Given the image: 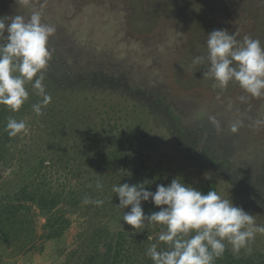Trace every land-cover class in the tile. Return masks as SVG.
<instances>
[{
    "label": "rangeland",
    "instance_id": "374dc122",
    "mask_svg": "<svg viewBox=\"0 0 264 264\" xmlns=\"http://www.w3.org/2000/svg\"><path fill=\"white\" fill-rule=\"evenodd\" d=\"M0 2L2 7L9 8L8 14L4 12L9 17L22 15L27 19L33 10L41 11L42 22L56 28L49 40V47L54 50L52 56L62 54L73 59L68 71L59 70L65 77L62 83L56 84L52 78L49 82L46 73L51 71L48 67L44 70L46 92L54 96L42 109V115L37 116L32 109L42 98L35 94L31 83L25 85L29 98L19 111L0 105V109L8 111V118L25 121L28 129L26 134L8 136L6 146L20 151L21 155L15 152L18 161L0 166V180L14 178L26 154L31 155L32 160L43 158L45 163L46 152L53 155L62 148L68 150L72 144L70 154L76 152L72 157L76 173H91L93 168L86 166L82 155L88 141L87 128L96 126L98 130L99 125L106 128L115 125L113 134L135 127L138 131L134 136L121 137L136 140L134 150L128 152L129 157L120 165L123 179L117 185L149 180L151 183L145 187L154 192L157 184L167 186L173 178L179 177L202 194L216 191L252 214L257 225H264L261 212L251 211L238 201L233 191L238 178L232 169L246 167L247 163H252L251 159L264 160V124H256L257 120H264V97H252L237 82H230L225 89L213 87L214 80L203 76L207 62L193 64L195 57H207L206 41L213 30L237 33L236 38L241 42L247 35L259 39L264 46V0H32L30 7L16 0ZM95 70L98 73L90 77L96 80H92L89 75ZM106 74L120 79L124 85L107 84ZM73 78L74 82L69 81ZM48 86L56 92L48 91ZM160 100L167 105H160ZM114 102L119 104L116 106ZM157 114L162 118L158 122ZM171 114L183 118L188 126H195L194 123L207 114L216 116L221 130L217 131L212 123L213 128H210L216 130V134L225 132L223 140H229L228 147L221 136L215 137L220 138L218 146L226 148L234 166L228 162L215 167L197 163L194 152L186 151L185 143L172 132L171 127L176 126L172 119V126L168 125L171 122L166 118ZM237 121L241 123L233 133L231 126ZM143 124L147 126L140 130ZM58 128L53 139L51 132ZM80 130H84V134ZM146 132L148 135H143ZM113 174L119 172L116 170ZM210 184L214 185L213 189ZM113 185L111 194H115ZM110 195L93 196L92 200H107V205L115 206L112 212L117 214L107 215L102 210L92 217L89 215L94 212L93 206L90 210L86 206L72 209L68 213L71 224L59 239L42 242V246L14 257L2 254L0 264L60 262L62 254L76 245L83 223L96 225L105 221L111 227L133 232L132 226L122 219L130 206L118 208V194L116 198ZM151 204V201L142 202L148 207ZM161 207L166 206H155L156 211ZM37 220L40 229L44 218L39 216ZM154 226L137 233L148 232ZM248 247L252 251H264V234L257 233Z\"/></svg>",
    "mask_w": 264,
    "mask_h": 264
},
{
    "label": "trees",
    "instance_id": "16d2710c",
    "mask_svg": "<svg viewBox=\"0 0 264 264\" xmlns=\"http://www.w3.org/2000/svg\"><path fill=\"white\" fill-rule=\"evenodd\" d=\"M8 9L2 7L0 2V17H5L4 12L8 14ZM58 57L52 56L48 64V71L51 72L46 73L48 81L52 78L57 81L56 84L62 83L61 81L65 79L59 70L68 71L73 62V59L68 56L59 54ZM97 71L90 74L89 78L96 80L93 77L98 73ZM105 77H107V84L124 85L120 79L111 75L106 74ZM69 81L74 82L75 79H69ZM48 88V91L56 92V89L49 86ZM48 95L54 96L53 93ZM158 103L167 105L162 100ZM114 104L117 106L119 102H114ZM170 109L172 108L169 107V111ZM7 112L6 108L0 109L1 167L12 163L13 160L18 161L21 155L20 151L9 149L6 146L9 136L5 131L6 122L9 119ZM178 117L177 114H171L166 120L171 122L169 126H172V120L174 121L176 126L171 127L172 132L177 133L179 140L185 143L186 151L190 154V151L194 152L193 156L197 163L215 167L219 164L226 165L228 162L234 166L226 148L218 146L220 138L215 137L219 135L223 140L225 132L216 134L217 131L212 129L208 114L195 122V126H188L183 118ZM155 119L158 122L162 118L157 114ZM146 124H143L140 130L144 129ZM113 127L115 125L109 128L99 125L98 130L96 126L87 128L89 130V135L86 136L88 141H86V151L82 152V155L85 156L83 161L86 162V166L93 168L91 173H76L72 159L76 152L74 151L73 155L70 154V150L73 151L72 144L69 145L68 150L62 148L55 151L56 154L53 155L46 152L45 163L43 158L32 160L31 155L26 154V159L19 162L18 173H14V178L0 180L2 181L0 182V256L3 254L8 258L14 257L42 246V242H53L59 239L71 224L69 211L80 206H86L89 210L93 206L94 212L91 211L89 215L92 217L102 210L107 215L116 213L112 212L115 206L107 205V200H103L102 206L83 203L86 196L91 200L93 196L98 195L105 198L106 194H111V184L117 185L123 179V174L119 171L120 165L129 157L128 152L134 150L136 139L122 140L121 137L134 136L138 130L134 127L112 134L115 130ZM58 130L59 128L54 133L51 132L53 139L58 134ZM80 132L84 134V130ZM105 132L106 135H104ZM143 135H148V133ZM224 143L226 147L230 145L229 140H225ZM53 146L55 147V144ZM15 152L19 153V157L14 155ZM251 161L252 163H247L246 167L232 168L238 178L233 191L238 201L244 204L243 206L264 215V160L259 162V160L251 159ZM255 161L256 163L253 164ZM116 170L119 174H113ZM97 179L103 183L102 190H97L95 187ZM213 186L210 184V189H213ZM110 198H116L115 194H111ZM142 206L145 214L156 212L154 203L149 207ZM39 216L44 218L40 229L37 228ZM88 221L89 218L85 220V222ZM95 224L83 223V229L78 233L76 245L62 254L60 262L53 264H153L151 258L145 254L146 250L152 243H156L159 234L166 230L165 226L156 224L148 232L133 233L125 228L111 227L105 221ZM149 235L153 237L152 240L147 239ZM225 244L226 249L223 256L216 259L214 264H264V251H251V254H247L245 249H241L239 255H234L232 246ZM158 250H167V245L160 242Z\"/></svg>",
    "mask_w": 264,
    "mask_h": 264
},
{
    "label": "clouds",
    "instance_id": "9594fccd",
    "mask_svg": "<svg viewBox=\"0 0 264 264\" xmlns=\"http://www.w3.org/2000/svg\"><path fill=\"white\" fill-rule=\"evenodd\" d=\"M16 2L30 7L32 0ZM55 32V26L42 22L39 10H33L27 19L22 15L0 17V105L19 111L29 98L25 85L31 83L35 94L42 98L32 109L37 116L43 114L42 109L51 102L43 81L44 70L54 51L49 47V40ZM237 35L227 30H213L206 41L207 57L197 56L193 64L207 62L203 76L214 80L213 87L225 89L230 82H237L252 97H264V46L259 39L247 35L242 42L238 41ZM208 119L217 131L221 130L216 116L210 115ZM240 123H233L231 132H237ZM256 124H264V120H257ZM5 131L15 137L26 134L28 129L25 121L9 118ZM149 183V180L132 185L120 183L113 185L112 192L118 194V208L130 206L122 219L132 226L133 233L150 225L165 226L166 230L145 253L153 264H214L225 252V241L232 246L234 255H239L241 249L251 254L249 242L257 233L264 234V225H257L252 214L214 190L202 194L179 177L167 186L157 184L154 192L145 187ZM95 187L103 188L101 180H96ZM148 201L166 207L145 214L142 202ZM83 203L102 206L104 201L86 196ZM147 239L153 237L149 235ZM160 242L167 245V250H158Z\"/></svg>",
    "mask_w": 264,
    "mask_h": 264
}]
</instances>
